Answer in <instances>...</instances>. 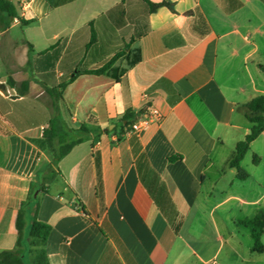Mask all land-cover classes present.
<instances>
[{"label":"crops","instance_id":"crops-1","mask_svg":"<svg viewBox=\"0 0 264 264\" xmlns=\"http://www.w3.org/2000/svg\"><path fill=\"white\" fill-rule=\"evenodd\" d=\"M8 1L16 17L0 10V252L16 249L17 216L35 192L37 219L51 227L49 264H220L228 244L241 261L234 244L254 237L238 222L264 210V190L241 197L229 164L252 126L247 104L264 95V0H170L174 11L154 13L143 0ZM137 49L141 61L128 68ZM109 63L118 79L86 73ZM64 83V121L102 135L63 157L42 193L53 157L35 141L53 115L46 88ZM20 105L27 111L12 114ZM150 107L160 121L139 133L122 127ZM249 151L264 163V132ZM249 175L263 189L257 170ZM216 190L223 198L211 205ZM207 211L212 256L205 232H190Z\"/></svg>","mask_w":264,"mask_h":264},{"label":"trees","instance_id":"trees-1","mask_svg":"<svg viewBox=\"0 0 264 264\" xmlns=\"http://www.w3.org/2000/svg\"><path fill=\"white\" fill-rule=\"evenodd\" d=\"M143 1L147 3L150 13H154L162 7H167L170 10L174 11L173 3L170 2V0H165L164 2L157 4L151 3L148 0ZM0 10L8 13V15L12 18L16 17L15 9L8 0H0ZM140 61L141 53L140 50L137 49L135 52H132V54L128 56V68L133 67ZM112 65L113 63H109L107 66L101 69L87 71L86 73L95 75H107L112 77L113 79H118V77L114 73H109ZM260 69L264 73V66H260ZM113 71H119L121 74H123L126 73L127 69H113ZM12 85L14 84L12 83ZM66 86L67 83H64L61 84L57 89L46 88V92L51 99L53 115L48 123V127L43 132V137L39 140H36L35 143L40 149L48 150L52 154L53 160L49 164L48 171L44 176V184L40 190V192L42 193L49 192L46 183L52 181L56 177V175H58L55 167L63 157L68 155L76 145L87 140L99 139L102 135V132L92 131L83 125H81L79 128H72L64 121L61 114L60 102L63 100V90ZM28 89V83L24 82L20 88L21 94L24 95L25 93H27ZM247 109L248 113L246 115V118L252 126L249 134L245 137V139L237 144L234 157L229 164L231 168L236 170V177L238 180H246L249 178L250 175L243 168L242 162L246 154L249 152L251 144L264 132V95H260L252 99L247 104ZM135 117V115H125L122 119V122H125L126 124L122 125V127H128V125L134 121ZM174 160V157L170 159V161ZM96 161L99 168V159L97 157ZM260 161L261 158L259 156H253L254 165H258ZM77 205L80 211H82L85 215H88V211L83 203L78 201ZM38 209L39 199L35 197L34 192L33 198H30L29 201L22 204L17 216V247L14 250L0 252V264H26L23 252V249L26 245L37 248L31 264H49L47 261L45 246L51 232V227L38 221ZM28 214H32V221L29 233L26 236V217ZM238 224L248 227L252 230L254 237L252 252L263 254L264 245L262 244L261 240L264 235V210L260 211L252 218H246L239 221Z\"/></svg>","mask_w":264,"mask_h":264},{"label":"rangeland","instance_id":"rangeland-1","mask_svg":"<svg viewBox=\"0 0 264 264\" xmlns=\"http://www.w3.org/2000/svg\"><path fill=\"white\" fill-rule=\"evenodd\" d=\"M48 104L51 107V99H48ZM61 104V102H60ZM28 109L27 105H20L18 107H16V109L12 110V114L16 115V114H22L25 113ZM2 120V119H1ZM5 121V119L3 120ZM259 146H261L260 143H258ZM255 154H253V151H249L243 162H242V166L243 168L248 172H255V170H257L258 176H262L264 178V163L257 166L253 164V156ZM264 182V179H262ZM237 185H235V191H237L239 193V195H241V197L244 198H249V195L252 193L253 188H256L257 192L264 190L260 189L257 185L255 186L252 181H249L248 179L246 180H237ZM223 196L221 195V193L219 192V190H216L215 194L213 195L212 199H211V205L215 204L216 202H218L220 199H222ZM226 211V207L219 210L217 212L216 215H222L225 214ZM194 214V213H193ZM233 215H235L236 217H245L250 215L248 212H235ZM202 219V220H201ZM200 218L197 217H193L190 221H191V228H190V232L191 234L195 237L196 235L199 236V234L201 233V231L205 232V235L208 237V241H209V249L208 252H210L212 256L214 254V252L218 249L219 247V243L214 242L215 240V236H216V232L214 230V228L210 225L207 226V222L208 225L211 224L210 221L212 219V216L210 214V211H207L203 214V216H201ZM246 219V218H245ZM29 222V220H28ZM231 228H233V230L237 227H233L232 225H230ZM240 230H247L248 232L250 231V228L245 227L243 225H240ZM29 233V228L27 230V234ZM237 240V239H236ZM239 242H237L235 245V248L237 250V254L240 257V260H237L236 257L233 256V253L231 251V247L232 244H228L225 245L223 247V249L220 252V256L217 260L218 263L220 264H264V253L263 254H258V253H251L250 249L251 246L253 245V241H251L248 237L246 236H242L238 238ZM262 244L264 245V235L262 237ZM194 245L196 244L195 242L193 243ZM37 248L31 247V246H27L26 249H23L24 252V260L26 264H31V261L34 258V255L36 253ZM207 252V254H208Z\"/></svg>","mask_w":264,"mask_h":264},{"label":"built area","instance_id":"built-area-1","mask_svg":"<svg viewBox=\"0 0 264 264\" xmlns=\"http://www.w3.org/2000/svg\"><path fill=\"white\" fill-rule=\"evenodd\" d=\"M160 119H161V114L159 110L154 107H150L148 109V113L144 117L138 118L132 122L128 130V133H139L143 129L152 125L153 123L160 121Z\"/></svg>","mask_w":264,"mask_h":264},{"label":"water","instance_id":"water-1","mask_svg":"<svg viewBox=\"0 0 264 264\" xmlns=\"http://www.w3.org/2000/svg\"><path fill=\"white\" fill-rule=\"evenodd\" d=\"M5 96H8L9 94H8V90H4L3 92H2ZM13 99L15 98H19V96H13L12 97Z\"/></svg>","mask_w":264,"mask_h":264}]
</instances>
